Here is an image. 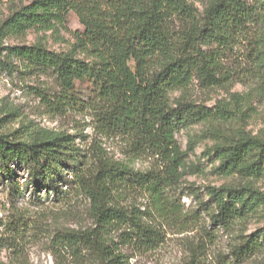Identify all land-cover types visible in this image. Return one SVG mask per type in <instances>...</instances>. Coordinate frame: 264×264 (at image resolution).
I'll list each match as a JSON object with an SVG mask.
<instances>
[{
    "label": "trees",
    "instance_id": "1",
    "mask_svg": "<svg viewBox=\"0 0 264 264\" xmlns=\"http://www.w3.org/2000/svg\"><path fill=\"white\" fill-rule=\"evenodd\" d=\"M256 2L208 0L201 12L190 0H34L0 25V72L14 73L21 62L50 74L60 92L38 96L52 109H89L97 129L105 137L125 139L135 158L149 156L173 166L179 150L175 134L194 112L183 102L172 106L169 92L187 87L195 78L206 87L228 80L222 55L249 39L264 13V0ZM70 11L84 26L74 33L73 50L2 43L7 36L29 30L57 29ZM76 51L87 58H79ZM219 151L224 172L248 169L257 174L264 162V141L256 137ZM254 154L258 160L245 168ZM18 171L26 175L22 182ZM0 174L11 202L31 188L37 203L44 197L42 190L58 201L80 194L89 198L93 226L56 230L51 241L58 257L68 255L77 264H126L122 246L150 251L164 241L155 212L127 203L134 194L158 185L161 177L155 167L136 170L101 146L84 154L71 134L32 128L0 132ZM213 198L217 225H229L247 205L239 207L221 192ZM235 198L245 202L241 194ZM10 213L2 222L8 235L0 238V251H10L9 264H22L24 244L41 225L20 210ZM262 245L257 237H248L233 250V258L246 260ZM204 251L205 244L198 243L186 264H204Z\"/></svg>",
    "mask_w": 264,
    "mask_h": 264
},
{
    "label": "rangeland",
    "instance_id": "2",
    "mask_svg": "<svg viewBox=\"0 0 264 264\" xmlns=\"http://www.w3.org/2000/svg\"><path fill=\"white\" fill-rule=\"evenodd\" d=\"M33 1L0 0V25ZM190 1L201 12L208 4V0ZM83 30L79 16L70 11L64 25H58L57 29L29 30L7 36L2 43H41L53 51H68L74 49V33ZM246 38L222 55L228 80L206 87L195 78L187 87L169 92L172 106L183 102L194 112L192 119L184 121L175 134L179 150L173 166L149 156L135 158L125 139L105 137L97 129L89 109H52L50 102L42 101L38 94L46 92L53 96L60 92L55 77L21 62L17 63L14 73L0 72V132L24 133L32 128L63 131L73 136L84 154L101 146L110 157L128 162L136 170L155 167L161 177L158 185L134 194L127 203L155 212L153 217L160 224L164 241L150 251L122 246L127 255L126 264H186L198 243L205 244L204 264H264V162L257 174L248 169L224 172L219 151L249 137L264 141V13L252 26L249 39ZM76 54L81 59L87 58L80 51ZM255 160L258 156L254 154L245 168ZM25 176L23 171H18L20 182ZM6 184L0 180V238L8 235L2 222L14 210L38 219L41 225L24 244L26 256L22 264H77L68 255L56 256L51 238L58 229L93 226L89 198L80 194L58 201L52 193L46 195L42 190L44 197L37 203L30 194L31 188L17 202H11ZM217 192L233 198L239 207L247 204L243 215L227 226L217 225L213 220L217 213L213 195ZM239 194L245 202L235 198ZM248 237H257L263 245L246 260H235L233 250ZM3 262H11L10 251L5 247L0 251V264Z\"/></svg>",
    "mask_w": 264,
    "mask_h": 264
}]
</instances>
